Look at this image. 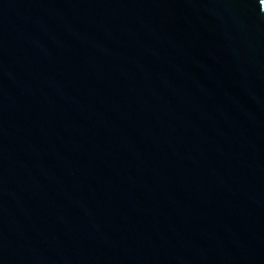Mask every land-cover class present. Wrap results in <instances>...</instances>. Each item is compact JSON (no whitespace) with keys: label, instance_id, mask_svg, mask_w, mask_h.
Wrapping results in <instances>:
<instances>
[{"label":"water","instance_id":"water-1","mask_svg":"<svg viewBox=\"0 0 264 264\" xmlns=\"http://www.w3.org/2000/svg\"><path fill=\"white\" fill-rule=\"evenodd\" d=\"M0 264H264L262 0H0Z\"/></svg>","mask_w":264,"mask_h":264},{"label":"snow or ice","instance_id":"snow-or-ice-1","mask_svg":"<svg viewBox=\"0 0 264 264\" xmlns=\"http://www.w3.org/2000/svg\"><path fill=\"white\" fill-rule=\"evenodd\" d=\"M262 3H264V0H262Z\"/></svg>","mask_w":264,"mask_h":264}]
</instances>
